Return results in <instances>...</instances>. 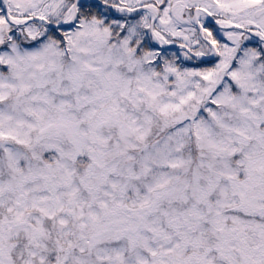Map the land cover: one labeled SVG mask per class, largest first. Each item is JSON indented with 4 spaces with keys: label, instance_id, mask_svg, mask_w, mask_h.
Here are the masks:
<instances>
[{
    "label": "snow or ice",
    "instance_id": "1",
    "mask_svg": "<svg viewBox=\"0 0 264 264\" xmlns=\"http://www.w3.org/2000/svg\"><path fill=\"white\" fill-rule=\"evenodd\" d=\"M0 264H264V0H0Z\"/></svg>",
    "mask_w": 264,
    "mask_h": 264
}]
</instances>
